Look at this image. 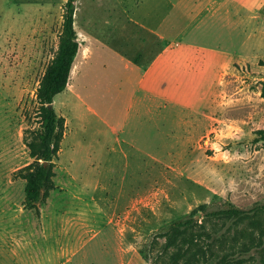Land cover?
Here are the masks:
<instances>
[{
  "label": "rangeland",
  "instance_id": "374dc122",
  "mask_svg": "<svg viewBox=\"0 0 264 264\" xmlns=\"http://www.w3.org/2000/svg\"><path fill=\"white\" fill-rule=\"evenodd\" d=\"M65 1L0 0V264H263L264 0H76L53 187L31 206L15 171Z\"/></svg>",
  "mask_w": 264,
  "mask_h": 264
},
{
  "label": "trees",
  "instance_id": "16d2710c",
  "mask_svg": "<svg viewBox=\"0 0 264 264\" xmlns=\"http://www.w3.org/2000/svg\"><path fill=\"white\" fill-rule=\"evenodd\" d=\"M76 0H66L62 22V33L53 59L46 66L37 89L39 102L38 114L40 126L38 129H26L25 143L33 161L17 169L16 175L25 179V201L31 206L42 202L53 187V157L59 150V142L64 127L63 118L59 117L53 107L54 97L67 86L70 72L79 49V41L74 26V11ZM264 209V205L261 206ZM204 216L209 218L240 217L246 210L237 207H221L208 209L201 205ZM195 219L185 217L173 223L176 230L192 227ZM180 245L172 253L170 262L180 257ZM259 252L264 264V248ZM188 262V261H187Z\"/></svg>",
  "mask_w": 264,
  "mask_h": 264
},
{
  "label": "crops",
  "instance_id": "0c3cea01",
  "mask_svg": "<svg viewBox=\"0 0 264 264\" xmlns=\"http://www.w3.org/2000/svg\"><path fill=\"white\" fill-rule=\"evenodd\" d=\"M229 5L230 4H233L234 5V7L236 8H239V9H241V8H245V5H244V3H243V1L242 0H228V2H227ZM250 10V9H249ZM159 23V22H158ZM158 23H152L153 25H154V28H150L149 26H146L147 27V29H146V31H147V34L148 35H151V37H150V39H154V37L152 36V34H153V32H156L157 31V26L158 25H156V24H158ZM145 25V24H144ZM149 25V24H148ZM149 43H151V40L149 41ZM154 45V44H153ZM156 53H157V51H156ZM156 53L153 55V57L156 55ZM152 57V58H153ZM155 70V69H154ZM154 72V71H153ZM138 89H139V87H138Z\"/></svg>",
  "mask_w": 264,
  "mask_h": 264
}]
</instances>
